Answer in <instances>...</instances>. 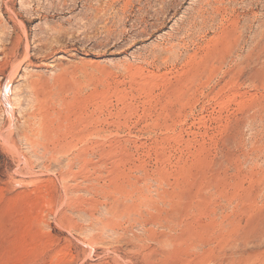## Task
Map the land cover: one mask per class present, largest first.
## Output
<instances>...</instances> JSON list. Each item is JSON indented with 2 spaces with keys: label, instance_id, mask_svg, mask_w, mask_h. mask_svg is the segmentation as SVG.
I'll use <instances>...</instances> for the list:
<instances>
[{
  "label": "rangeland",
  "instance_id": "obj_1",
  "mask_svg": "<svg viewBox=\"0 0 264 264\" xmlns=\"http://www.w3.org/2000/svg\"><path fill=\"white\" fill-rule=\"evenodd\" d=\"M0 264H264V0H0Z\"/></svg>",
  "mask_w": 264,
  "mask_h": 264
},
{
  "label": "bare ground",
  "instance_id": "obj_2",
  "mask_svg": "<svg viewBox=\"0 0 264 264\" xmlns=\"http://www.w3.org/2000/svg\"><path fill=\"white\" fill-rule=\"evenodd\" d=\"M116 1V0H115ZM110 5V4H109ZM13 14V13H12ZM100 14V13H99ZM12 16V15H11ZM17 17V16H16ZM97 17V16H96ZM107 30V29H106ZM52 47V46H51ZM17 63V62H16ZM15 69V68H14ZM14 71V70H13ZM15 73V72H14ZM89 127V126H88ZM93 133V132H92ZM84 160V159H83ZM79 161V160H78Z\"/></svg>",
  "mask_w": 264,
  "mask_h": 264
}]
</instances>
